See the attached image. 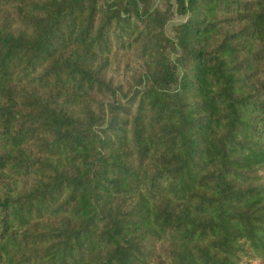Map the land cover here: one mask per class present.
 Returning <instances> with one entry per match:
<instances>
[{
  "label": "trees",
  "instance_id": "obj_1",
  "mask_svg": "<svg viewBox=\"0 0 264 264\" xmlns=\"http://www.w3.org/2000/svg\"><path fill=\"white\" fill-rule=\"evenodd\" d=\"M0 264H264V0H0Z\"/></svg>",
  "mask_w": 264,
  "mask_h": 264
}]
</instances>
